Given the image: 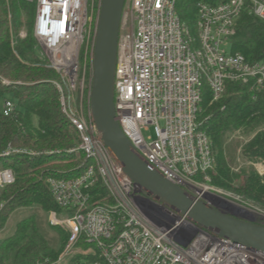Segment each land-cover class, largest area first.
I'll return each mask as SVG.
<instances>
[{
	"label": "built area",
	"instance_id": "obj_1",
	"mask_svg": "<svg viewBox=\"0 0 264 264\" xmlns=\"http://www.w3.org/2000/svg\"><path fill=\"white\" fill-rule=\"evenodd\" d=\"M24 1L35 5L32 31L47 66L83 95L101 0ZM176 1L126 0L117 40L114 109L136 152L169 182L188 193L199 191L193 196L201 199L207 191L202 179L215 167L211 141L197 120L201 87L208 85L213 101L222 97L226 82L264 91V60L249 64L226 49L241 14L264 22V0L199 3L196 37L180 23ZM54 84L61 111L78 136L74 151L88 164L76 178L47 180L60 211L48 213V224L65 232L67 240L57 258L45 264H264V253L220 238L152 200L104 146L91 117L90 89L86 108L81 100L74 110ZM14 109L5 100L3 116ZM13 182L11 170H0V190ZM98 185L106 199L92 201Z\"/></svg>",
	"mask_w": 264,
	"mask_h": 264
},
{
	"label": "trees",
	"instance_id": "obj_2",
	"mask_svg": "<svg viewBox=\"0 0 264 264\" xmlns=\"http://www.w3.org/2000/svg\"><path fill=\"white\" fill-rule=\"evenodd\" d=\"M224 1L177 0L175 11L180 23L196 37L197 5ZM96 11L97 8L95 16ZM34 17L33 3L0 0V98L15 105L8 117L0 112V170L9 169L14 176V182L0 190V230L13 210L31 209L17 223L13 234L0 243V264H45L57 258L67 235L57 231L55 238L48 237L46 230L56 228L48 223L43 227L38 216V212H60L47 180L76 178L88 164L82 153L74 151L78 136L61 111L60 93L54 83L60 86L65 105L71 108L80 103L81 91H71L47 66L33 36ZM21 32L25 37H20ZM230 51L241 54L249 64L264 60V22L241 14ZM91 77L92 70L87 65L83 108ZM197 120L199 129L211 141L215 159L214 169L207 174L208 185L231 192L264 211V174L257 175L252 167L232 172L224 152L228 135L238 132L250 137L240 148L241 159L264 162V91H257L251 84L226 82L222 97L213 101L208 85L203 83ZM92 195V201L106 199L100 185Z\"/></svg>",
	"mask_w": 264,
	"mask_h": 264
},
{
	"label": "water",
	"instance_id": "obj_3",
	"mask_svg": "<svg viewBox=\"0 0 264 264\" xmlns=\"http://www.w3.org/2000/svg\"><path fill=\"white\" fill-rule=\"evenodd\" d=\"M125 2L101 0L97 16L89 107L104 146L115 156L125 176L152 200L220 238L264 253L263 225L222 212L169 182L136 152L123 134L114 109V71ZM218 200L226 202L219 196Z\"/></svg>",
	"mask_w": 264,
	"mask_h": 264
},
{
	"label": "rangeland",
	"instance_id": "obj_4",
	"mask_svg": "<svg viewBox=\"0 0 264 264\" xmlns=\"http://www.w3.org/2000/svg\"><path fill=\"white\" fill-rule=\"evenodd\" d=\"M231 45H229L226 49L229 52ZM82 95H80L79 101L82 100ZM75 98V96H74ZM87 98V97H86ZM85 98V99H86ZM75 100V99H73ZM87 102V99H86ZM4 100L3 98H0V112H2ZM79 105L76 108H73L74 110H79ZM153 130L150 128L149 134H152ZM250 137L244 136L241 133L234 132L228 135V137L225 140L224 144V152L226 156V160L229 163L231 167V171L234 173H238L244 168L252 167L257 175L262 176L260 172L264 168V162L258 161V162H248L245 160H242L240 157V148L241 146L246 143L249 140ZM203 182H201L204 186V188H207V191L211 194H215L216 196H219L226 200V202L219 201L218 199H210V198H201L208 204L217 207L220 211L235 215L239 219L244 220H253L255 223H262L264 225V211L260 208L242 200L237 195L224 191L215 187H211L209 184L210 177L207 175L205 179H202ZM199 194V191H193L190 192L191 195H197ZM207 194V193H206ZM205 194V195H206ZM31 212L30 208L27 207H20L11 212L9 215L6 224L4 227L0 230V243L7 237L11 236L15 230V227L18 222H20L25 216H27ZM38 216L41 220L42 226L46 227L45 224L48 223L47 215L43 214L42 212H38ZM61 231L58 228L54 231H47V235L50 238H55V232Z\"/></svg>",
	"mask_w": 264,
	"mask_h": 264
},
{
	"label": "bare ground",
	"instance_id": "obj_5",
	"mask_svg": "<svg viewBox=\"0 0 264 264\" xmlns=\"http://www.w3.org/2000/svg\"><path fill=\"white\" fill-rule=\"evenodd\" d=\"M207 193V194H206ZM206 194V195H205ZM202 195L204 196V197H210V198H212L209 194H208V192L207 191H203L202 192Z\"/></svg>",
	"mask_w": 264,
	"mask_h": 264
}]
</instances>
